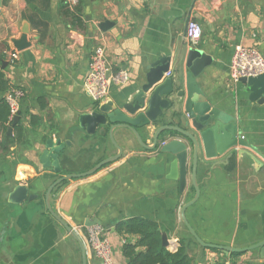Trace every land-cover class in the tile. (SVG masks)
<instances>
[{
    "label": "crops",
    "instance_id": "crops-1",
    "mask_svg": "<svg viewBox=\"0 0 264 264\" xmlns=\"http://www.w3.org/2000/svg\"><path fill=\"white\" fill-rule=\"evenodd\" d=\"M0 3V69L24 92L16 122L20 129L0 123V140L17 137L5 150L0 147V264H81L77 242L49 214L44 194L59 176L85 171L117 153L107 136L89 134L79 123L93 104L83 81L96 45L105 48L113 71L124 69L130 76L110 86L108 100L115 104L130 101L149 63L160 57H171V75L181 49L195 47L210 57L195 81L219 110L222 131L232 123L249 147L237 145L209 159L200 150V195L185 216L207 243L242 248L264 239V102L250 101L248 89L229 74L236 45L264 55V0H78L74 11L62 0ZM189 20L201 27L192 45L185 38ZM103 21L112 25L101 30ZM23 35L29 46L17 50ZM178 70L185 88L184 62ZM49 139L53 146L57 140L63 145L58 173L50 152L51 165L41 161ZM141 139L151 144V136L143 133ZM114 140L122 149L119 159L91 175L62 181L49 197L52 209L79 234L87 218L100 220L114 264H128L122 253L126 236L115 231L114 223L131 216L163 225L167 248L183 245L190 264H264L258 249L234 256L204 247L183 224L180 209L194 196L190 151L187 183L180 192L177 180L168 178L171 154L144 149L129 131H115ZM21 190L36 197L17 202ZM87 264H100V259L88 253Z\"/></svg>",
    "mask_w": 264,
    "mask_h": 264
},
{
    "label": "water",
    "instance_id": "water-1",
    "mask_svg": "<svg viewBox=\"0 0 264 264\" xmlns=\"http://www.w3.org/2000/svg\"><path fill=\"white\" fill-rule=\"evenodd\" d=\"M111 25L112 23L109 21H103L100 23L99 28L107 30ZM24 39L25 35L21 37L18 44H15L17 50L29 46L28 43L24 42ZM209 60V56L195 47H190L186 52L181 49L174 58L175 73L166 75L167 72H170L171 57H160L149 63L144 83L137 91L128 96L130 101L115 104L114 101L107 100L100 105L91 104L88 110L81 114L79 118L80 126L89 134L97 133L100 136H107L117 148V153L100 160L85 171L59 176L47 187L44 194V203L49 214L77 242L81 254V264H87L88 253L93 254V250L85 245V241L89 238L88 229L94 224L101 225V222L97 218H87L82 224L81 234H79L52 209L49 197L52 189L62 181L91 175L102 166L119 159L122 149L114 140L115 131L131 132L144 149L158 148L161 153L171 154L173 159L170 161L168 178L177 180L180 192L184 190L187 183V160L190 151V178L194 188V196L184 203L180 209V218L189 233L200 245L207 248L218 249L224 253H240L258 249L260 255L264 257V239L242 248L207 243L198 236L185 216L186 208L194 204L200 195V188L196 181L200 150L209 159L218 155L221 156L237 145L249 147L246 141L237 137V129L232 123L224 125L226 131H222L223 126L218 115L219 110L213 107L210 101L204 97L195 81V78ZM181 62H184L188 69L185 88L181 87L183 80L180 79L178 70ZM239 82L248 89V99L250 101H256L259 104L264 102V72L256 76L241 77ZM18 118L19 113L13 117L10 126H13ZM143 133L151 136L150 145L142 141L141 135ZM52 144L51 139L46 141L41 161L44 162V167H49L51 165L50 159H52L55 162L53 169L58 173L60 171L58 155L62 151L63 145L60 144L59 140L55 142L56 146ZM68 144V142L65 143V145ZM49 152L50 159H47ZM35 197L36 195L27 194L25 190H21L16 195L15 200L20 202L23 199H34ZM161 244L165 247L168 246L165 232L161 234Z\"/></svg>",
    "mask_w": 264,
    "mask_h": 264
},
{
    "label": "built area",
    "instance_id": "built-area-1",
    "mask_svg": "<svg viewBox=\"0 0 264 264\" xmlns=\"http://www.w3.org/2000/svg\"><path fill=\"white\" fill-rule=\"evenodd\" d=\"M66 7L74 11L78 0H64ZM201 27L195 20H189L186 24L185 38L192 44H195L200 38ZM10 58L15 59L17 53L9 52ZM264 72V55L255 47L236 45L234 47L229 65L230 78L238 82L241 77L256 76ZM166 75H170L167 72ZM129 73L124 69L113 71L105 48L102 45H96L89 57L88 69L83 81V88L92 103L100 105L108 100L110 86L112 84H123L129 80ZM24 92L16 87H10L5 94V100L10 107L9 119L19 111V101ZM89 238L87 240L89 248L93 254L100 259V264H114L112 258V248L108 238L104 235L103 227L94 224L89 229ZM204 264H231L224 263H204Z\"/></svg>",
    "mask_w": 264,
    "mask_h": 264
},
{
    "label": "trees",
    "instance_id": "trees-1",
    "mask_svg": "<svg viewBox=\"0 0 264 264\" xmlns=\"http://www.w3.org/2000/svg\"><path fill=\"white\" fill-rule=\"evenodd\" d=\"M62 2L65 5L64 0ZM10 87H14V85L0 69V92L5 93ZM9 116L10 107L5 96H0V123L11 125L12 120L9 119ZM15 126L20 129L17 123ZM15 138L17 139L16 136L12 135L4 136L0 140V147L5 150L15 141ZM114 229L126 236L122 253L128 264H190V259L183 245L171 251L161 244V232L167 230L154 220L131 216L116 221ZM128 236L135 237V239L131 240ZM232 255L235 256L237 253L234 252Z\"/></svg>",
    "mask_w": 264,
    "mask_h": 264
},
{
    "label": "rangeland",
    "instance_id": "rangeland-1",
    "mask_svg": "<svg viewBox=\"0 0 264 264\" xmlns=\"http://www.w3.org/2000/svg\"><path fill=\"white\" fill-rule=\"evenodd\" d=\"M85 245H86V243H85ZM86 247H87V245H86ZM93 262H94V260H93Z\"/></svg>",
    "mask_w": 264,
    "mask_h": 264
}]
</instances>
